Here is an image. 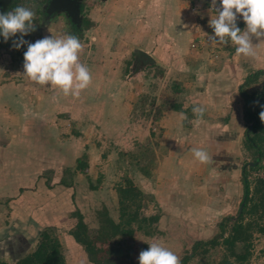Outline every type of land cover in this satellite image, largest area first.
Instances as JSON below:
<instances>
[{"label": "rangeland", "instance_id": "1", "mask_svg": "<svg viewBox=\"0 0 264 264\" xmlns=\"http://www.w3.org/2000/svg\"><path fill=\"white\" fill-rule=\"evenodd\" d=\"M13 1L0 0V12ZM55 1H16L35 12L36 30L25 37L78 35L92 83L79 97L65 96L31 81L24 56L0 47V261L31 253L52 228L68 264H139L150 246L144 240L169 247L181 264L189 255L187 264L222 263L228 254L222 244L195 243L219 233L224 217L238 216L243 165L252 187L264 177L262 166L251 165L256 155L246 140L240 90L250 72L264 68V42L246 57L235 45L210 43V25L193 35L209 23L194 11L195 0H74L72 9ZM176 5L186 10L185 22L175 19ZM237 23L243 30L242 18ZM263 87L264 75L246 90ZM194 105L206 108L203 118ZM195 147L213 154L212 164L197 161ZM121 191L142 215H159L149 231L115 233ZM78 210L95 242L84 260L69 240ZM251 219L245 263L264 264V209ZM243 250L238 243L236 251Z\"/></svg>", "mask_w": 264, "mask_h": 264}, {"label": "clouds", "instance_id": "2", "mask_svg": "<svg viewBox=\"0 0 264 264\" xmlns=\"http://www.w3.org/2000/svg\"><path fill=\"white\" fill-rule=\"evenodd\" d=\"M211 6L214 10L209 25L213 34L208 36V41L235 45L237 54L254 57V45L264 42L261 39L259 43H253V37L264 38V0H211ZM34 17L35 12L23 5L0 12V37L5 42L15 37L13 47L17 49L27 45L23 53V74L31 81L58 90L65 96L79 97L82 90L90 86L93 78L88 65L80 60L83 45L79 36L72 33L60 36L53 34L35 42L27 41L24 37L36 30ZM238 18L245 22L243 30L238 26ZM192 112L203 118L206 108L194 105ZM259 116L264 121V110L260 111ZM191 152L197 161L212 164L213 154L207 149L195 147ZM144 241L150 246L140 251L139 264H181L180 257L169 247Z\"/></svg>", "mask_w": 264, "mask_h": 264}, {"label": "trees", "instance_id": "3", "mask_svg": "<svg viewBox=\"0 0 264 264\" xmlns=\"http://www.w3.org/2000/svg\"><path fill=\"white\" fill-rule=\"evenodd\" d=\"M16 1L8 7V11L11 8L16 7ZM85 24L89 21L85 19ZM19 36V33L17 34ZM14 38H10L7 42L0 37V47H10L17 50V53L23 56L26 51L27 45L17 49L13 47ZM25 40L26 37H24ZM264 75V68L250 72L241 87V93L245 99L244 104V117L248 123L245 131L246 140L250 147L255 150V160L251 164L252 167H261L264 169V121L260 119L259 113L264 105V87L257 93L252 94L246 90V87L257 80L260 76ZM79 170L85 171L84 167H87L86 155L79 158L78 161ZM247 165L242 167V183L244 186V197L242 200V212L238 216H226L220 222V232L207 241L199 240L195 243V248L200 245H217L222 244L227 250L228 254L225 255L223 262L220 264H246L245 262L249 258L251 248V238L254 228L253 219L251 216L259 209H264V177H257L254 181V187L252 182L248 178ZM130 181V180H128ZM141 208L136 205V201L133 196H127L122 194L119 199V212L120 219L115 228V233L121 235L133 236L138 229H149L151 224L155 223L159 219L158 214L154 215H142ZM250 216V217H249ZM78 218L77 223L70 231V234L74 239L84 246L88 256L91 254V249L95 242L91 239L88 225L81 211L76 212ZM231 222L229 228L228 224ZM229 228L228 234L226 229ZM257 228V227H256ZM264 231V228H261ZM222 241L220 242V240ZM238 243H242L244 250L240 253L236 251ZM231 255H235V259H229ZM190 255L184 257L182 264H187V259ZM0 264H66V258L64 253V247L62 241L57 233L52 228H47L41 232L40 240L37 248L31 253L19 258L15 263L7 261H0Z\"/></svg>", "mask_w": 264, "mask_h": 264}, {"label": "crops", "instance_id": "4", "mask_svg": "<svg viewBox=\"0 0 264 264\" xmlns=\"http://www.w3.org/2000/svg\"><path fill=\"white\" fill-rule=\"evenodd\" d=\"M208 1L211 2V0H195V2H196L195 4L197 5V7H196V9L194 11L197 14H199V17H201L202 19H204V17H207L210 20L213 11L210 8H208V6H207V2ZM217 5H219V4H217ZM203 6H207V8L206 7H203ZM176 8H177L176 9V14L177 15H176L175 19L178 20V21L183 20L185 22V19H188L186 10H184V9L182 10L181 9V6L177 7V5H176ZM185 26H186V24H185ZM205 27L200 28V29L198 27H196L195 28V32L193 33V35H202L203 33H207V31H209L211 27L209 28V23L206 24ZM206 50H207V48L205 49V51ZM69 240H71V243L70 244H71V247L73 248L72 250H76V251L82 250L81 253H83V257L81 259L84 260V258H86L88 255H87V252L85 251V249H83L84 248L83 245H81L80 243H78L74 239L73 236L72 237L70 236L69 237ZM62 244H63V247H64V243L63 242H62ZM64 248H66V247H64ZM68 258L69 257L67 256V258H66V264H68ZM87 259H88V257H87Z\"/></svg>", "mask_w": 264, "mask_h": 264}, {"label": "water", "instance_id": "5", "mask_svg": "<svg viewBox=\"0 0 264 264\" xmlns=\"http://www.w3.org/2000/svg\"><path fill=\"white\" fill-rule=\"evenodd\" d=\"M55 4H61V5H63L64 7H67V8H69V9H72V8H75V7H76V2H75L74 0H56V1H55ZM140 52L143 53V54H146V55H147V53L144 52V51H141V50H140ZM147 56H148V55H147ZM150 59H151V58H150ZM242 208H243V205H241V208H240V212H239V214L242 212Z\"/></svg>", "mask_w": 264, "mask_h": 264}]
</instances>
